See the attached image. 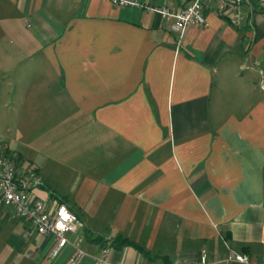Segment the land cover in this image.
Listing matches in <instances>:
<instances>
[{
    "label": "crops",
    "instance_id": "obj_1",
    "mask_svg": "<svg viewBox=\"0 0 264 264\" xmlns=\"http://www.w3.org/2000/svg\"><path fill=\"white\" fill-rule=\"evenodd\" d=\"M203 15L178 44L159 16L107 0H0V152L79 218V264L101 259L88 237L117 236L152 259L124 248L106 264H264V20L245 4L236 27L217 0ZM16 238L9 264L70 255Z\"/></svg>",
    "mask_w": 264,
    "mask_h": 264
},
{
    "label": "built area",
    "instance_id": "obj_2",
    "mask_svg": "<svg viewBox=\"0 0 264 264\" xmlns=\"http://www.w3.org/2000/svg\"><path fill=\"white\" fill-rule=\"evenodd\" d=\"M115 7L131 8L159 16L166 27L176 36L178 44L189 26L205 27L203 15L205 5L215 0H189L179 11L167 7L152 6L136 0H107ZM219 9L228 7L231 10V23L239 27V8L242 5H253L264 20V0H217ZM264 91V86H261ZM42 185L41 178L33 170L20 171L6 157L0 156V204L13 215L22 220L26 226V234L51 238L54 243L52 257L65 248L70 255L63 264H79L84 251L79 241H70V237L82 226L79 218L65 205L59 204L52 210L34 195V191ZM109 249H103L97 264H106ZM227 260L239 264H251L247 256L231 253ZM205 256H201L204 263Z\"/></svg>",
    "mask_w": 264,
    "mask_h": 264
},
{
    "label": "rangeland",
    "instance_id": "obj_3",
    "mask_svg": "<svg viewBox=\"0 0 264 264\" xmlns=\"http://www.w3.org/2000/svg\"><path fill=\"white\" fill-rule=\"evenodd\" d=\"M3 101V99H0V103ZM7 114H5V109L2 108V105H0V137H9L12 135L11 133L7 132L6 125L7 122ZM0 156H6V158H9L12 162H15V159L8 155L0 152ZM13 162V163H14ZM3 218L4 221H7L9 226H6L4 222L0 221V264H9L10 262V255L8 254L9 249L5 245V241H9L10 239L15 242V239L17 240V236L26 237V226L25 224L18 219L15 215H13L10 211L6 210L4 206L0 204V220ZM81 228V227H80ZM10 238V239H9ZM13 238V239H12ZM16 243H14L15 247Z\"/></svg>",
    "mask_w": 264,
    "mask_h": 264
},
{
    "label": "trees",
    "instance_id": "obj_4",
    "mask_svg": "<svg viewBox=\"0 0 264 264\" xmlns=\"http://www.w3.org/2000/svg\"><path fill=\"white\" fill-rule=\"evenodd\" d=\"M88 241L99 245L102 249H109L112 251L122 250L124 248H132L139 254H141L144 258L151 260L152 255L142 249L140 246L135 244L134 242L123 238L121 236H117L115 238H102V237H95L91 238L88 237ZM164 264H169L167 260H165Z\"/></svg>",
    "mask_w": 264,
    "mask_h": 264
}]
</instances>
